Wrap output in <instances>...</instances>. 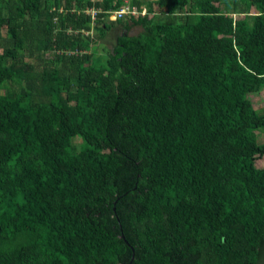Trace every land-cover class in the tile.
<instances>
[{"label":"trees","instance_id":"trees-1","mask_svg":"<svg viewBox=\"0 0 264 264\" xmlns=\"http://www.w3.org/2000/svg\"><path fill=\"white\" fill-rule=\"evenodd\" d=\"M217 1L0 0V264H120L113 140L133 152V264H255L264 0ZM123 6L146 13L107 19Z\"/></svg>","mask_w":264,"mask_h":264},{"label":"water","instance_id":"water-1","mask_svg":"<svg viewBox=\"0 0 264 264\" xmlns=\"http://www.w3.org/2000/svg\"><path fill=\"white\" fill-rule=\"evenodd\" d=\"M111 147L117 154L120 164L118 169L113 171L111 180L116 188V196L106 199L109 210L107 215V233L118 239L124 246L123 257L120 264H133L137 258L135 245L132 241L131 231L125 223V216L130 211V203L137 194L136 178L132 162L133 152L129 146L121 140L111 141ZM258 255L255 264H264V237L257 243ZM167 258L170 264H194L196 257L184 262L176 256L174 249L168 252Z\"/></svg>","mask_w":264,"mask_h":264},{"label":"rangeland","instance_id":"rangeland-1","mask_svg":"<svg viewBox=\"0 0 264 264\" xmlns=\"http://www.w3.org/2000/svg\"><path fill=\"white\" fill-rule=\"evenodd\" d=\"M125 3L129 2L130 0H123ZM145 1V0H142ZM148 1V0H146ZM218 5L220 7L221 12H225L227 6L223 4L224 1L218 0ZM152 7L155 10V12H161L162 10L156 9V5L152 2ZM249 14H257V9L254 6H250ZM139 31V28H131L129 34H135ZM116 30L108 31L106 34V38L102 39L98 46L96 47L95 56L98 57L100 60L103 61L106 51L110 48V42L114 39ZM95 33L92 32V35ZM47 57H50V55L47 54ZM95 58V57H94ZM248 100L250 101L253 109H256L258 111L264 112V86L258 89L255 93H251L247 96ZM256 140L260 144H264V129L260 130L256 133ZM78 139H72V144L78 143ZM254 166L256 168H263L264 167V159L263 158H257L254 161Z\"/></svg>","mask_w":264,"mask_h":264},{"label":"built area","instance_id":"built-area-1","mask_svg":"<svg viewBox=\"0 0 264 264\" xmlns=\"http://www.w3.org/2000/svg\"><path fill=\"white\" fill-rule=\"evenodd\" d=\"M145 10L142 9L139 13L137 12V10L134 7H128V6H123L121 7L119 10L117 11H108V20L112 21L115 20L117 18H121L122 16H132L133 18H136L138 15L143 16L145 15ZM90 15H91V19H94V15H95V11L90 10ZM86 34V33H84Z\"/></svg>","mask_w":264,"mask_h":264},{"label":"clouds","instance_id":"clouds-1","mask_svg":"<svg viewBox=\"0 0 264 264\" xmlns=\"http://www.w3.org/2000/svg\"><path fill=\"white\" fill-rule=\"evenodd\" d=\"M85 35H87V34H85Z\"/></svg>","mask_w":264,"mask_h":264}]
</instances>
